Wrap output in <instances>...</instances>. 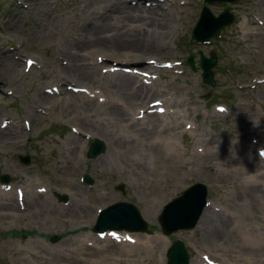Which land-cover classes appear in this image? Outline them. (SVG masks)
I'll use <instances>...</instances> for the list:
<instances>
[{
    "label": "rangeland",
    "instance_id": "374dc122",
    "mask_svg": "<svg viewBox=\"0 0 264 264\" xmlns=\"http://www.w3.org/2000/svg\"><path fill=\"white\" fill-rule=\"evenodd\" d=\"M34 1L36 0H0V59H3V62H0V84L3 86L0 92V117L9 127L14 125L16 128H27L29 134L21 139L17 146L5 143L6 140L10 142L7 136L0 140V187H15L20 186V183L36 184L41 179L44 181L43 188L52 186V195L59 204H68L69 194L66 191L58 193V189L70 178L83 187L85 204L90 203V207L87 217H82L77 226L72 223L66 224L62 220L49 222L48 217L40 220L26 217L17 223H1L0 264H66L62 261V256L47 254H54L53 250L60 246L74 248L76 242L82 240L83 236L96 235L94 226L99 211L121 202L136 205L149 227L147 233L133 232L135 239L140 238L143 241L142 239L148 237L152 243L149 248H141L145 254L142 258L138 257L139 262H123L125 258L113 257V260L106 264H168L167 253L176 241L185 244L189 264H193L196 259L205 263L203 255H209L222 264V259L211 253V247L216 244L215 239L210 229L202 228L201 219L195 228L181 229L169 236L163 233L160 225V215L166 204L198 183L208 187V199L212 205H216V214L227 213L233 224L240 221L239 227L245 220L252 230L264 231V206L257 205L253 213L247 215L245 208L233 203L234 197L230 191L232 192L233 182L239 184L243 173L230 175L216 171L219 168L216 167V163L224 161L220 158L228 155L239 157L244 152L261 158L258 151L264 150V6L257 0H239L231 4L183 0L191 3L184 9L179 6L180 0H175L172 5L167 4L173 8L175 17L181 15L182 19L176 22L178 30L162 42L164 44L160 51L155 52L156 55L148 56L157 62V66L153 65L161 69L160 79H154L161 84L159 89L161 92L150 97V101L154 103L171 99L174 102L179 99L189 104L190 110L184 113L187 117L181 119L186 123L185 127L178 128L177 132L173 133L179 146V160L173 161L172 165L153 164L154 170L152 169L150 175L153 181H150L138 177L134 171V167H137L135 163L142 168L145 162L129 160V157H126L127 160H121L115 154L112 157L110 151L115 149L112 141L84 133L79 135L76 114L72 113L67 117L61 104H51L47 106L49 109L44 111L40 109L35 111L34 108L29 110L31 102L33 99L36 100L40 91L50 94L49 92L53 90L45 84L47 74L41 73L38 67L40 65L47 69L46 65L54 64L56 43L47 35L40 34V29L52 19L53 12L65 11L69 17L73 14V6L67 3L70 0H40L36 2L39 3L37 10L29 13L21 11L22 4ZM126 1L130 3L136 0ZM204 6H208L211 13L217 17L229 8L235 16V22L225 27L219 38L212 39L208 44H199L193 40L192 32ZM88 7H85L86 10ZM54 19H56L54 21L62 19L68 24V21L58 16ZM243 24H248L251 30L243 31L241 28ZM244 32L249 35L244 36ZM64 42L67 44L68 40ZM201 55L217 59V64L213 68L215 86L203 81ZM189 56L194 57L195 70L187 64ZM28 59H33L34 62H27ZM114 64L118 67L121 63ZM114 64L108 60L106 68L100 70L101 76L105 79L110 76L111 73L107 72L110 70L109 66ZM169 65H173L174 70L172 68L166 70ZM155 72L153 75L157 78L159 72ZM46 88L50 91H45ZM176 88L180 93H177ZM58 96L64 98V94L60 92ZM181 107L179 106L178 110L185 111V108ZM220 108H224L226 112L219 113L217 110ZM168 110L174 111L176 107ZM202 130L209 132L210 139L201 141L196 138V133L199 134ZM72 136L81 139L82 158H78L76 154L68 155L64 149L65 145L71 142ZM96 140L103 143L105 152L92 159L88 157V151ZM253 141H256L255 145ZM196 145L200 146L198 147L202 156L207 157L203 158V162L209 163L208 166L215 165L214 169L206 164L202 167V162L198 163L201 160L195 157L199 154ZM133 153H136L135 150ZM27 157L30 161L26 164L22 158ZM101 157L106 158L103 163L105 174L102 176L97 175L95 169V162ZM123 161L134 163L135 166ZM193 161H197L193 164L194 171L190 169ZM260 161L264 164L263 158ZM256 169H259V166ZM260 170L263 172L264 168ZM260 172L250 170L248 175L257 176ZM3 176L9 177L8 184L2 182ZM85 176L92 179L91 184L85 183ZM256 180L264 187L263 179ZM97 186L101 193H108L101 200L92 199V196L99 193L96 190ZM63 197L67 200L65 201ZM208 210L212 211L211 206ZM144 212L147 214L143 216ZM94 216H97L96 219L90 221ZM241 234L246 235L248 231L243 228ZM242 235L233 238L241 243ZM233 238L225 237L222 243H219L222 245L219 250L225 259L229 258V249L234 248ZM26 250L38 252L40 258L26 253ZM261 254H264V249ZM27 257L30 258L29 261ZM116 259L121 261H115Z\"/></svg>",
    "mask_w": 264,
    "mask_h": 264
},
{
    "label": "bare ground",
    "instance_id": "6f19581e",
    "mask_svg": "<svg viewBox=\"0 0 264 264\" xmlns=\"http://www.w3.org/2000/svg\"><path fill=\"white\" fill-rule=\"evenodd\" d=\"M39 1L22 4L21 11L29 13L37 10L39 3L36 2ZM165 1L166 3L163 0H136L129 3L126 0H70L67 3L73 6L71 17L65 11L53 12L52 19L43 24L40 34L47 35L56 43V51L53 55L54 64L46 65L47 69L40 65L38 67L41 73L47 74L45 84L53 88V91L51 95L40 91L36 100L33 99L31 102L32 106L29 107V110L34 108L35 111L37 109L44 111L49 109L47 106L51 104H61L67 117L72 113L76 114L79 135L84 133V135L89 134L112 141V146L115 147L110 151L112 157L115 154L121 160L129 157V160L145 162L142 168L135 163L137 167H134V171L138 177L150 181H153V177L150 176L153 164L172 165L173 161L179 160V146L173 133L177 132L178 128L185 127L186 123L181 119L184 118V113L190 110L189 104L179 99L174 102L171 99L162 100L164 107L168 109L176 107L174 111L167 110L160 114L159 111L150 107L152 102L150 97L161 92L159 91L161 84L152 80V74H156L155 71L160 73V70L148 63L149 61L156 62L148 56L156 55L160 51L164 44L162 42L178 30L176 22L182 19L181 15L175 17L173 8L167 5H172L175 0ZM257 1L264 6V0ZM179 4L180 8L184 9L187 4L191 3L180 0ZM85 7L88 9L86 10ZM57 16L68 21V24H65L62 19L54 21L56 20L54 17ZM241 28L246 32L251 30L248 24H243ZM246 32L243 33L244 36L249 35ZM65 40H68L67 44ZM230 40L232 41L233 38ZM108 60L121 63L118 64L121 67L119 69L125 72L111 73L106 79L102 77L100 70L106 68L105 64ZM0 62H3V59H0ZM130 68L147 72L151 78L147 80L141 78L129 71ZM2 90L3 86L0 84V92ZM46 90L50 89L46 88ZM56 92L64 94V98L59 97ZM177 93H180L179 89ZM179 106L184 107L185 111L178 110ZM27 130L22 127L16 128L14 125L9 127L0 117V140L5 136L10 140V142L6 140L5 143L17 146L21 143V139L29 135ZM199 131L196 130V132ZM209 135L207 130H202L199 134L196 133V138L201 141L202 139L207 140L210 139ZM80 145L81 139L72 136L71 142L65 145L64 149L68 155L76 154L78 158H82L83 151L81 152ZM199 147L196 149L199 154L195 157L201 160L198 163L202 162V167L204 164L208 166L209 163L203 162V158L207 157L202 156ZM156 149L160 151L155 152ZM133 150L136 153H133ZM105 159L101 157L95 162L97 175L105 174L103 164ZM220 159L224 161L216 163V167H219L216 171L230 175L243 173L239 184L232 181L234 185L230 193L234 197L233 203L245 208L247 215L252 214L257 205L264 206V187L256 180L257 178L264 180V171L260 172L264 164L261 163L260 158L252 153L244 152L239 157L228 155ZM194 163L197 161L190 164V169L193 171L195 170ZM127 164L135 166L134 163ZM258 166L259 169H256ZM208 167L214 169L215 165ZM250 170L260 173L257 176H251L248 175ZM176 179L180 180L178 177ZM38 182L36 184L20 183V186L9 189L4 186L0 187V224L17 223L26 217L35 220L48 217L49 222L62 220L66 224L72 223L77 226L82 217H87L90 203L85 204L83 187L74 179L65 180L64 187L61 186L58 189V193L66 191L69 194L68 204H59L52 195V186L42 189L44 181L39 179ZM96 190L99 193L92 196L93 200H101L108 195V193H101L98 186ZM210 204L212 211L208 208L204 209L200 221L204 230L210 229L213 233L216 244L213 248L211 247V253L220 257L222 264H263L264 254H261V251L264 249V231L252 230L245 220L239 227L240 221H235L236 223L233 224L227 213L216 214V205ZM146 214L147 212H144L143 216ZM94 219L96 216L90 221ZM243 228L248 231V234H241ZM240 235L243 241L241 243L233 238V236L236 238ZM225 237L233 238L234 248L229 249L228 259H225L219 250L222 248L219 243H222ZM142 240L135 239V235L126 232H108L101 236L86 235L76 242L74 248L60 246L53 250L54 254L48 253L47 255L62 256V261L66 264H106L113 260V257L125 258L123 262L135 263L139 262L138 257L142 258L145 254L141 248H149L152 243L151 238L148 237ZM26 253L40 258L38 252L32 253L26 250ZM207 256L203 255L202 258L206 261L214 259ZM231 257L235 260L233 261ZM27 259L29 261L30 258L27 257ZM115 261L120 262L121 259ZM193 264L204 263L196 259Z\"/></svg>",
    "mask_w": 264,
    "mask_h": 264
},
{
    "label": "water",
    "instance_id": "95a60500",
    "mask_svg": "<svg viewBox=\"0 0 264 264\" xmlns=\"http://www.w3.org/2000/svg\"><path fill=\"white\" fill-rule=\"evenodd\" d=\"M215 1L233 2L236 0H208L210 3ZM233 22L234 16L229 13V10H226L225 13L216 18L208 8H205L193 36L198 42H207L212 37L218 36L221 29ZM189 63L195 69L193 57L189 59ZM216 63L217 61L214 57L212 59H207L204 56L201 57L204 82L211 85H215L211 70L215 67ZM103 151L104 145L101 142H95L91 147L89 155L95 157ZM4 180L8 181V178L4 177ZM90 180L87 178V181ZM207 194V188L202 184H198L168 204L160 217V223L165 233L169 235L181 229H193L204 211ZM95 230L102 232L107 230L145 232L148 230V226L143 221L135 205L119 203L101 213ZM167 257L169 264H189L185 245L181 241L173 244Z\"/></svg>",
    "mask_w": 264,
    "mask_h": 264
}]
</instances>
